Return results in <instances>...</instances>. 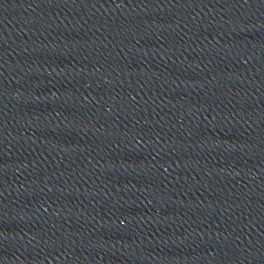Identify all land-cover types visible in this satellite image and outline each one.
Masks as SVG:
<instances>
[{"label":"water","instance_id":"1","mask_svg":"<svg viewBox=\"0 0 264 264\" xmlns=\"http://www.w3.org/2000/svg\"><path fill=\"white\" fill-rule=\"evenodd\" d=\"M264 38V0H0V264H92Z\"/></svg>","mask_w":264,"mask_h":264}]
</instances>
